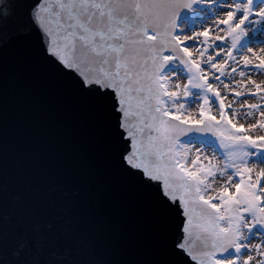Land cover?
Segmentation results:
<instances>
[{
	"label": "snow or ice",
	"instance_id": "snow-or-ice-1",
	"mask_svg": "<svg viewBox=\"0 0 264 264\" xmlns=\"http://www.w3.org/2000/svg\"><path fill=\"white\" fill-rule=\"evenodd\" d=\"M51 94L94 161L34 150ZM0 264H264V0H0Z\"/></svg>",
	"mask_w": 264,
	"mask_h": 264
},
{
	"label": "water",
	"instance_id": "water-1",
	"mask_svg": "<svg viewBox=\"0 0 264 264\" xmlns=\"http://www.w3.org/2000/svg\"><path fill=\"white\" fill-rule=\"evenodd\" d=\"M36 142L34 150L45 155H62L67 162L74 159L94 161L97 153L87 140L86 129L76 122L73 110L57 95L51 94L42 99L35 108ZM29 127L33 121H28ZM96 196L90 206L108 224L114 226L108 237L109 245L115 255L125 250L126 242L136 238H147L151 222L145 210L135 206L132 197L119 190L104 186L96 188Z\"/></svg>",
	"mask_w": 264,
	"mask_h": 264
}]
</instances>
